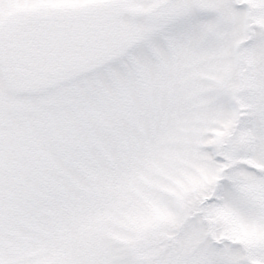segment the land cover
I'll list each match as a JSON object with an SVG mask.
<instances>
[{"label": "snow or ice", "instance_id": "1", "mask_svg": "<svg viewBox=\"0 0 264 264\" xmlns=\"http://www.w3.org/2000/svg\"><path fill=\"white\" fill-rule=\"evenodd\" d=\"M0 264H264V0H0Z\"/></svg>", "mask_w": 264, "mask_h": 264}]
</instances>
